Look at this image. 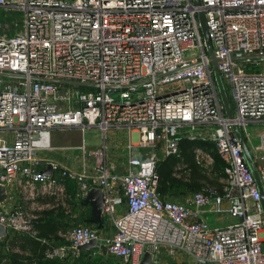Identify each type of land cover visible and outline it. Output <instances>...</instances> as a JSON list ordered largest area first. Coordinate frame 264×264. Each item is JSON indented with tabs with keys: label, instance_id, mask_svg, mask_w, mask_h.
Wrapping results in <instances>:
<instances>
[{
	"label": "built area",
	"instance_id": "2783aa9c",
	"mask_svg": "<svg viewBox=\"0 0 264 264\" xmlns=\"http://www.w3.org/2000/svg\"><path fill=\"white\" fill-rule=\"evenodd\" d=\"M15 9L23 12L20 31L0 23V73L10 74H0V184L8 195L0 223L9 233L39 236L28 207L7 205L15 199L12 184L59 196L75 181L80 199L102 189L101 225L110 230L74 224L67 242L47 246L49 258L78 259V246L97 238L125 264H141L146 251L150 264L161 262L162 251L186 256L187 264H264L260 191L233 129L241 128L264 183V128L250 129L264 123V69H251L264 57L249 56L264 54V0H0V10ZM199 10L222 77L232 84V118L218 92ZM202 123L210 126L200 132ZM63 125L101 126L103 142L69 146L80 164L46 173L42 165L61 162L42 155L46 147L36 141L43 129ZM112 127L127 133L122 169L106 139ZM203 135L224 160L226 185L184 198L163 195L160 155L182 158L181 138ZM193 156L201 166L215 162L201 144ZM183 164H176V176ZM209 213L220 219L213 223Z\"/></svg>",
	"mask_w": 264,
	"mask_h": 264
},
{
	"label": "rangeland",
	"instance_id": "374dc122",
	"mask_svg": "<svg viewBox=\"0 0 264 264\" xmlns=\"http://www.w3.org/2000/svg\"><path fill=\"white\" fill-rule=\"evenodd\" d=\"M8 22L10 24L11 23L15 24L14 27L10 29L11 33L20 31L22 29V23H23V12L18 9L10 10V11L0 10L1 27L2 28L6 27ZM251 69L252 70L264 69V58L262 59L261 64L257 66H253ZM224 82L230 97L233 110L236 111L232 84L227 78H224ZM209 126H210L209 124L202 123L198 125V128L199 130L205 131L206 129L209 128ZM56 127L51 128V138L53 145H62L70 141H72L73 143H78L81 141V134L83 130L82 127L69 126V125L59 126L58 128ZM263 128H264V123L253 124L252 126L250 125V129H252L253 131L260 130ZM84 133H85L87 145H99L100 143L103 142V129L101 126L86 127ZM202 145L213 153L215 157V162L210 166H201L198 165L197 163H185L186 165L183 164L181 168L180 176L178 177L175 176V179L171 180L172 182L178 183L177 187L181 192L183 191L190 192L191 190L194 189L209 190L214 188L218 190H222L223 187L226 185V179L223 172V166H224L223 158L216 152L217 150L215 148V145L213 144H208V145L202 144ZM224 204L226 205L227 202L225 201ZM46 213L44 214L46 215ZM52 213L59 222V226L60 228H62V230L56 233H48L45 231L40 232V237L44 239L42 243L47 246L50 244L67 242L68 238L66 233L72 225L82 222L91 223L90 221L85 219V215L87 214V211L83 212L82 209L73 210L72 202L69 204H61L57 206L56 210L52 211ZM230 220L231 219H229V221ZM212 222L215 223L214 221ZM107 227L108 225L106 226L105 229H107ZM13 234H15V232L9 233V236H12ZM161 255H162L161 262L157 264H166L170 261L172 262V264H187V257L182 254L171 255L165 251H162ZM69 260L71 259L66 258L64 260L60 259L58 261L61 264H125L121 258L117 257L116 255L110 252L103 253L102 250H99V252L93 254L90 258L87 256H83V257L81 256L79 260H73L72 262H70Z\"/></svg>",
	"mask_w": 264,
	"mask_h": 264
},
{
	"label": "crops",
	"instance_id": "0c3cea01",
	"mask_svg": "<svg viewBox=\"0 0 264 264\" xmlns=\"http://www.w3.org/2000/svg\"><path fill=\"white\" fill-rule=\"evenodd\" d=\"M53 127H56V126H53ZM58 127L59 126H57L56 128ZM51 128L52 127L43 129L36 142H37V145L46 147V149H42L40 151L42 155L55 158L59 160L61 163H58V165L56 166H53L51 163H49L47 165H42L41 168L44 169V168H47L49 165H51L52 167L51 173H56L59 171L61 166L77 167L80 164V163H77L79 153L77 152V150L71 151L68 147L79 145L83 141L86 142L84 131L82 130L81 141L78 143H73L72 141H70L62 145H53L52 138H51ZM200 132H203V131L200 130ZM126 138H127V133L125 129L118 128V127H112L110 131H108V136L106 138L108 142L113 143L112 154L115 160L118 162L120 169L124 167L126 159H127L126 158V153H127L126 152ZM193 151H194V147H193ZM192 153L191 155L182 153L183 154L182 158H180L179 161L177 159L175 163H184V164L185 163H196L194 161V156ZM167 157H168L167 155L161 154L159 160L163 162L165 159H167ZM175 170H176V164L174 165L173 170L171 171L172 177L174 178L176 176L174 174ZM180 172L181 170L178 173ZM177 185L178 183L171 184L169 180L164 179L160 182L159 189L163 195L173 196L176 198H184L188 193H190L189 191L184 192L183 190H182L183 192H181L178 189ZM66 186L67 188H66L65 194H62L59 196H53V195L38 194V192H36L35 189L34 190L30 189L27 186L19 184V182H17L10 186V192L15 194V199L8 200L7 205L10 206L15 201H17L21 205L28 207L35 216L34 223L36 224V222L39 220V218H41L42 215H44L45 212L55 211L57 206L61 204H69L72 202L73 210L82 209L83 212L87 211L88 215L87 214L85 215V219L92 223V224L91 223H88V224L98 227L99 225L97 224V222L87 219V217L90 215L89 213L91 211V205L89 203L84 202L85 198L80 199L77 196L78 184L75 181H68ZM26 196L28 198H26ZM208 218H210V220L212 221L220 219V217H217L215 214H212V213L208 214ZM229 219H233V217H230ZM100 226H102V229L104 228V231L110 230V226H108L107 229H105L104 222ZM59 231H61V229L60 230L58 229L56 232H59ZM81 251H82V254H81L82 257L88 255L87 254L88 252L86 249H81ZM88 257L90 258L91 256L88 255ZM69 258L71 259L69 261L72 262L73 260H79L81 257L76 259L73 256H70Z\"/></svg>",
	"mask_w": 264,
	"mask_h": 264
},
{
	"label": "water",
	"instance_id": "95a60500",
	"mask_svg": "<svg viewBox=\"0 0 264 264\" xmlns=\"http://www.w3.org/2000/svg\"><path fill=\"white\" fill-rule=\"evenodd\" d=\"M197 4L200 3V0H194ZM199 14V19H200V23H201V30L202 33L204 35V38L206 40V46H207V51H208V56H209V60L212 64L213 67V72H214V76H215V80H216V84L218 87V92L221 98V101L223 103L224 106V111L227 114V116L229 118H232L234 116V111H233V107L231 105V101H230V97L224 82V79L222 77V74L218 68V60L219 58L215 55L214 53V49H213V45H212V41L209 35V30L206 24V16L204 11L199 10L198 12ZM249 56H254V57H264V54H252ZM1 75H10L8 73H0ZM17 77H24L25 75L23 74H11ZM160 76V75H159ZM33 78L35 79H42V80H51V81H56V82H64V83H71V84H75V85H93L96 86L98 85L97 83H92V82H85V81H79V80H68V79H62V78H51V77H44V76H33ZM151 78H146L144 80L141 81H137L132 83V85H138L143 83L144 81H148ZM111 86H121V87H126L129 85H111ZM233 129L235 134L237 135V138L242 146L243 152L245 154V157L247 159L248 164L251 167V170L255 176L257 185H258V189L260 191V201H261V205H262V209H263V213H264V183L263 180L261 178L259 169L257 167V163L255 162L253 155L248 147V144L243 136V133L241 131V128L237 125L234 124L233 125ZM44 172L46 173H51L52 171V167L51 165H49L47 168L43 169ZM7 190L5 185L0 184V203L4 202L7 199ZM84 201L86 203H89L91 205V210H92V217L91 220L97 222V224L100 226L101 222H102V207H103V202H104V195H103V191L101 188L99 187H94L92 188L87 196L85 197ZM9 235V231L7 230V227L0 223V249L2 247L1 245V241L4 237H7ZM101 248L103 253H107L108 249L107 246L104 244H101L97 238H94L92 240H90L89 242L86 243H82L78 246L79 249H86V250H91L92 248ZM152 259V252L151 251H146L141 264H150Z\"/></svg>",
	"mask_w": 264,
	"mask_h": 264
},
{
	"label": "trees",
	"instance_id": "16d2710c",
	"mask_svg": "<svg viewBox=\"0 0 264 264\" xmlns=\"http://www.w3.org/2000/svg\"><path fill=\"white\" fill-rule=\"evenodd\" d=\"M198 144L214 145V142L209 137L185 136L181 138L182 153L191 155L193 152V147ZM177 159L179 161L180 157L177 155H170L163 162L161 160L158 161L157 169L161 174V181L165 179L169 180L171 184L176 183L171 181L175 178L172 177L170 173L173 170L174 165L177 164L175 163ZM89 214L90 215L87 217V219L91 220L92 210ZM35 226L39 229V236H33L23 232H16L12 236H7L6 239H2V247L0 249V264H61L58 261L60 259L49 258L45 255L44 251L47 248V245L42 243L43 239L40 237V232L45 231L48 233H56L58 229L62 230L52 211H47L46 215H42L41 218H39V220L36 222ZM87 252L88 255L92 256L90 250H87ZM88 255L86 256L88 257ZM166 264H172V262L170 261Z\"/></svg>",
	"mask_w": 264,
	"mask_h": 264
}]
</instances>
